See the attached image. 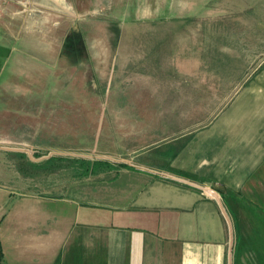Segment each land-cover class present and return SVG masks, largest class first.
Here are the masks:
<instances>
[{
    "label": "crops",
    "instance_id": "0c3cea01",
    "mask_svg": "<svg viewBox=\"0 0 264 264\" xmlns=\"http://www.w3.org/2000/svg\"><path fill=\"white\" fill-rule=\"evenodd\" d=\"M108 2L10 0L0 16V53L10 62L28 60L30 26L58 32ZM163 6L159 0L155 12ZM166 19L137 22L157 31L153 38L138 32L122 39L116 64L114 47L87 55L100 91L122 93L99 107L121 113L127 156L97 155L122 167L117 175L87 177L113 173L105 196L17 192L18 172L7 157L23 151L28 163L29 152L0 146V264H264V61L254 65L256 56L242 55L257 48L250 34L242 44L218 36L224 22ZM256 25L231 27L246 34ZM47 33L58 45L59 36ZM22 65L16 74H24ZM18 98L12 94L16 106Z\"/></svg>",
    "mask_w": 264,
    "mask_h": 264
},
{
    "label": "rangeland",
    "instance_id": "374dc122",
    "mask_svg": "<svg viewBox=\"0 0 264 264\" xmlns=\"http://www.w3.org/2000/svg\"><path fill=\"white\" fill-rule=\"evenodd\" d=\"M112 1L76 21L69 19L67 27L58 32L57 29L46 28L43 31L30 26L28 60L15 57L10 62L7 53H0V121L3 123L0 136L4 138L0 140V146L28 151L29 162L49 155L66 156L67 160H71L70 157L94 160L100 154L122 161L127 153L124 154L120 140L121 113L113 116V110L99 107L109 98L120 99L122 93L117 87H111L113 92H101L100 80L96 81V88V72L89 71L91 62L87 55L91 51L106 52L114 47L113 61L116 64L124 54L120 45L122 39L136 36L138 32L153 38L157 31L138 28L137 22L168 21L166 18L169 16L177 23L224 22V35L218 36L233 38L234 43L242 44L250 34L257 48L248 47V52L244 50L242 55L256 56L257 60L252 61L254 65L264 61V0H192L188 8L182 0H163L160 12L154 10L159 0ZM6 2L10 0L0 3V16ZM239 22L257 25L252 32L247 28L248 32L243 34L244 29L231 27ZM133 23L137 29L133 28ZM46 32H50L51 37L59 36L61 41L58 45L48 39V33L44 35ZM106 38L115 45L106 44ZM74 60L77 66L73 68ZM18 63L23 64L19 66V72L22 70L24 73L22 75L15 73ZM8 65L10 73L6 72ZM116 79L121 81L120 77ZM2 83L7 85L6 91H3ZM12 94L15 99L19 96L18 106L12 103ZM26 100L29 107L25 105ZM15 117L18 118L17 125L13 124ZM9 133L12 134L11 140L5 138ZM104 134H113L118 140L95 141ZM109 150L114 155L104 154ZM19 152L23 151L18 150L16 156L7 157L18 172L17 192L29 190L27 192L33 196L71 199L89 194L105 196L107 193L105 181L113 173L98 178H73L69 167L49 172L26 163Z\"/></svg>",
    "mask_w": 264,
    "mask_h": 264
},
{
    "label": "trees",
    "instance_id": "16d2710c",
    "mask_svg": "<svg viewBox=\"0 0 264 264\" xmlns=\"http://www.w3.org/2000/svg\"><path fill=\"white\" fill-rule=\"evenodd\" d=\"M67 159L69 158L66 156L50 155L38 161H31L29 163L30 165H33V167L43 168V170L49 172H55L59 169L69 167L71 170L70 175H72L73 178L80 179L111 171H115V175H117L119 169L122 167L121 164H119L118 167H113L110 164H107L106 161L99 159L91 160L90 158L85 157H70L71 160Z\"/></svg>",
    "mask_w": 264,
    "mask_h": 264
},
{
    "label": "built area",
    "instance_id": "2783aa9c",
    "mask_svg": "<svg viewBox=\"0 0 264 264\" xmlns=\"http://www.w3.org/2000/svg\"><path fill=\"white\" fill-rule=\"evenodd\" d=\"M3 1H4V0H0V3L2 2V4H3ZM205 188H206L205 190H208L209 194H211L210 192H212V190L209 189V187H207V186H206Z\"/></svg>",
    "mask_w": 264,
    "mask_h": 264
},
{
    "label": "water",
    "instance_id": "95a60500",
    "mask_svg": "<svg viewBox=\"0 0 264 264\" xmlns=\"http://www.w3.org/2000/svg\"><path fill=\"white\" fill-rule=\"evenodd\" d=\"M210 193H212V192H210Z\"/></svg>",
    "mask_w": 264,
    "mask_h": 264
}]
</instances>
